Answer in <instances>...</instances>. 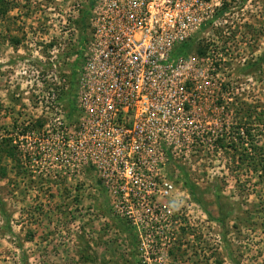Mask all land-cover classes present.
I'll list each match as a JSON object with an SVG mask.
<instances>
[{
	"label": "rangeland",
	"instance_id": "rangeland-1",
	"mask_svg": "<svg viewBox=\"0 0 264 264\" xmlns=\"http://www.w3.org/2000/svg\"><path fill=\"white\" fill-rule=\"evenodd\" d=\"M9 1L16 8L0 23V264H264V171L249 157L264 138L251 131L238 170L216 145L220 135L229 142L238 108L264 112V0H223L185 45L213 71L188 82L190 134L156 140L138 184L103 176L58 138L81 115L99 0Z\"/></svg>",
	"mask_w": 264,
	"mask_h": 264
},
{
	"label": "built area",
	"instance_id": "built-area-1",
	"mask_svg": "<svg viewBox=\"0 0 264 264\" xmlns=\"http://www.w3.org/2000/svg\"><path fill=\"white\" fill-rule=\"evenodd\" d=\"M222 2L99 0L85 55L81 115L72 130L58 136L70 140L73 155L103 176L117 173L138 184L142 156L159 149L156 140L190 134L188 82L213 71L214 64L206 66L182 50L213 23Z\"/></svg>",
	"mask_w": 264,
	"mask_h": 264
},
{
	"label": "trees",
	"instance_id": "trees-1",
	"mask_svg": "<svg viewBox=\"0 0 264 264\" xmlns=\"http://www.w3.org/2000/svg\"><path fill=\"white\" fill-rule=\"evenodd\" d=\"M223 10L226 9L228 4L223 5ZM16 8L13 2L9 0H0V23L6 19L8 12L12 9ZM14 38V37H9ZM18 44L19 42H14ZM264 112H257L256 108H251L250 106H241L237 109V115L240 116V122H237L233 127V135L229 138V142H226V138L224 135H220L217 139L216 145L226 153L228 150L232 155L233 159V169L238 170L242 165L248 163V159L252 158L254 164L252 165L253 170L257 171L258 164L261 165L260 171H264V147L259 146V144L251 145L253 156L247 154V146L248 141H253L255 139L254 134L251 135V131L256 130V137L263 136L264 138V120L262 118ZM256 125L262 126L263 130L256 127ZM263 134V135H261ZM258 139V138H257ZM221 212V210H220ZM217 222L221 223V219L218 218ZM132 236L130 235V239Z\"/></svg>",
	"mask_w": 264,
	"mask_h": 264
}]
</instances>
